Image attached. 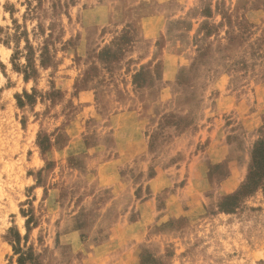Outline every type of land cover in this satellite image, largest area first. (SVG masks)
Returning <instances> with one entry per match:
<instances>
[{
  "label": "rangeland",
  "instance_id": "1",
  "mask_svg": "<svg viewBox=\"0 0 264 264\" xmlns=\"http://www.w3.org/2000/svg\"><path fill=\"white\" fill-rule=\"evenodd\" d=\"M0 69V264H264V0H0Z\"/></svg>",
  "mask_w": 264,
  "mask_h": 264
},
{
  "label": "crops",
  "instance_id": "2",
  "mask_svg": "<svg viewBox=\"0 0 264 264\" xmlns=\"http://www.w3.org/2000/svg\"><path fill=\"white\" fill-rule=\"evenodd\" d=\"M0 70H1V69H0ZM1 72H2V71H1ZM111 165H112V163L109 164V166H111ZM147 202H148V201H147ZM147 202L145 201V202L141 203V206H147V205H149Z\"/></svg>",
  "mask_w": 264,
  "mask_h": 264
}]
</instances>
